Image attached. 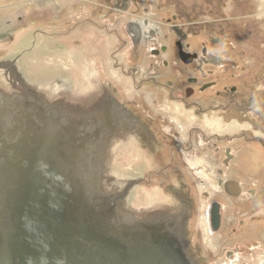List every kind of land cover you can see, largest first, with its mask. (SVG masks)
<instances>
[{"label":"rangeland","instance_id":"obj_1","mask_svg":"<svg viewBox=\"0 0 264 264\" xmlns=\"http://www.w3.org/2000/svg\"><path fill=\"white\" fill-rule=\"evenodd\" d=\"M127 1L128 9L116 6L114 0H0V121L3 120L4 125L8 121L5 118L10 116L9 120H14L15 124H6L9 128L5 129L18 132L21 137L31 134L27 137L31 139L38 131H34L36 128L49 124V115L72 117V122L78 124L76 118L81 119L86 113L91 130L100 132L98 139L107 135L105 140L102 137L103 142L100 143L102 151L98 150L104 156L106 173L95 180L96 191L100 195H108L110 200L115 201L116 198L118 201H115L113 212L121 215L125 221L157 223L163 220L172 223L179 240L185 244L184 254L190 264H264V252L261 254L259 248L255 253L256 249L251 248L253 245L257 247L254 242L249 252L244 248L253 238L240 239L237 245L229 242L227 244L231 247H224L222 252L219 246L226 243H222L219 234L211 232L208 222L209 207L214 201L222 202L225 208L227 220L224 233L230 231L233 217L235 222L245 217V208L250 205L244 203L250 202V198L254 207H260L263 203L257 202V197H249L248 192L257 189L256 184L259 186L262 184L260 182H264V0H175L176 5L169 0ZM45 2L54 5L52 15H49V7L41 9L40 4ZM57 6L59 10L66 11H56ZM42 13L49 15L52 23V28H47L45 33L50 35L55 32L53 37L67 35L61 41L71 39L69 29L61 27L57 30L55 26L61 24V16L66 13L75 15L70 20L72 24L80 23L84 34H94L95 28L86 21L92 18L94 23L105 25L110 35L120 36V43L115 45L118 50L115 56L117 71L103 72L107 74V83L105 80V83H93L92 79L84 87L82 83H65L68 90L74 93V99H71L62 83H29L25 79L21 60L20 65L16 64L17 67L19 65L16 73L21 72L24 77L11 73L9 66L14 61L18 63L20 56L32 53V47L40 37V28L36 31L31 28L29 32L27 23L31 22L29 27L34 21L41 23L39 15ZM175 15L179 16L178 21L172 20L171 17ZM168 18L170 24L182 30L181 24L193 33L201 32L190 35L187 41L199 50L202 45H208L209 51L218 56L215 65L204 67L205 72L214 71V74L202 82L213 80L222 83L227 91L236 87L238 97L225 114L213 112L199 117L193 112L194 108L188 110L187 107L185 120L177 119L172 114L171 122L163 121V137L174 141L173 144L169 140L157 144L163 154L162 161L166 158L167 164L170 153L177 155V143L184 144L182 149L179 148L180 177L169 169L162 176L140 175L138 178L144 182L138 184L132 180L134 171L140 170L141 161V146H136V125L129 115L124 116L125 121L116 118L122 110L139 112L144 97L150 101L152 96L168 95V92L157 88L160 87L159 83H169L177 90V95H183L182 85L188 83L185 77L189 72L183 73L182 78V67L177 63L174 52L175 37L169 33L166 24ZM144 28H147V34ZM25 31L22 39L21 34ZM215 38H227L226 41L230 43L215 44ZM110 39L107 35V44ZM29 42L30 46L27 47ZM163 47L166 49L162 50ZM154 49L161 51L159 58L153 55ZM35 58L31 57L33 62ZM87 84H90V93L95 91V86L103 87L98 101L86 103L80 99L83 102H72L75 101L74 95L87 97L82 95ZM108 90L115 92L113 96L121 111L111 100H103L110 95ZM213 95L214 89L202 94L207 97ZM34 96L38 100L34 101ZM21 99L25 102L21 103ZM145 105L150 117L160 119L161 116L155 112L157 107L154 110L150 105ZM161 105L162 109H166L172 103ZM223 115L225 119L221 120ZM117 127L119 131L115 133ZM161 133L159 137H162ZM0 138L4 140L6 137L0 135ZM144 148L145 153H149L147 156L154 158V163L146 169H160L162 161L147 147ZM227 179L239 182L241 193H244L242 199H232L224 193ZM262 185L264 191V183ZM240 242L244 246L241 245L243 247L239 249ZM227 249H235L237 254L228 257L225 254Z\"/></svg>","mask_w":264,"mask_h":264},{"label":"water","instance_id":"obj_2","mask_svg":"<svg viewBox=\"0 0 264 264\" xmlns=\"http://www.w3.org/2000/svg\"><path fill=\"white\" fill-rule=\"evenodd\" d=\"M61 128L52 141L18 132L0 138V264H190L172 223L112 212L113 200L96 191L102 158L60 144ZM225 187L241 193L237 181ZM211 220L216 229L217 204Z\"/></svg>","mask_w":264,"mask_h":264},{"label":"flooded vegetation","instance_id":"obj_3","mask_svg":"<svg viewBox=\"0 0 264 264\" xmlns=\"http://www.w3.org/2000/svg\"><path fill=\"white\" fill-rule=\"evenodd\" d=\"M146 1V0H145ZM168 1V0H167ZM177 1V0H176ZM175 0H169V2L174 3V5H176L175 3H177ZM127 0L125 1H120V0H114V4L116 6L122 7L124 9H128L127 7ZM136 2H143V0H136ZM126 7V8H125ZM126 11V10H125ZM179 16H174L171 17L172 20L174 21H178ZM170 18H168V20L166 21V24L169 26V33L172 34L175 38H174V52H175V56H176V61L179 65H181L182 69V78H184V74L183 73H188L189 75H187L185 77L186 81L188 82L186 85H182V89L181 92L183 93V95L179 96L176 94V89L174 88V86H171L169 83H159L161 90H163L162 92H168V95H155L152 96L150 101H147L146 97L141 98V100L143 99V107H140L139 112L135 113H131L125 110H120L116 100L114 98V92L108 90L110 93V95L104 97L103 100H111V103H114L117 107V109H119L121 112H118V116H117V120L121 119L123 121L126 120V115H129L130 120H132V122H134V124L136 125V129L138 134H137V138H136V146L139 147L141 146V152L139 151V155L141 156V161H140V170L138 171H134L135 177H132V180L136 183H142L144 182L142 178H138L140 175H144L145 173L150 176V175H158V176H162V174L166 173L167 170L169 169H173L174 174L176 173L178 177H180V171H178V168L180 167V161H179V152L180 149H182L184 144H180L177 143V155H174L175 153H170V160L169 162L166 164V158L163 159L162 161V152L161 150L158 149L157 144H161L163 141L169 140V141H174L173 139L165 136L161 133V129L163 126V121H170L171 122V116L173 114V116L175 115V117H177V119H182L185 120V109L188 108V110L193 109V112L201 117L203 115H208L209 113H220V114H225L228 113L229 110L232 108V106H234L236 99H237V89L236 87H231L228 91L226 90V86H224L222 83H215L213 80H208L205 82H202L204 79H208L209 77H211L214 74V71H209L207 70L206 72L204 71V67L209 66V65H215V63L218 62V56H216V54H213L212 52L209 51L208 45H202L201 49H195V47L193 46L192 42L187 41V37H189L190 35H194V34H200L201 32H191L189 29H187V26H183V24H181L180 26L183 27V30L181 27H176L177 25H172L170 24L169 21ZM187 29V30H185ZM142 32V30H141ZM133 33V31H132ZM224 37V36H223ZM151 39H154V37H152ZM227 38H223L220 39L219 38H215L214 42L215 44H228L230 42L226 41ZM166 48L163 47L162 50H165ZM181 52L182 53L181 55ZM161 53L160 50L158 49H154L153 55L156 56L157 58H159V54ZM186 53V54H185ZM191 54L190 55H187ZM21 55V54H19ZM192 55H195V57L190 61V59L192 58ZM14 56V55H13ZM24 57L20 56L18 58V63H16L14 60H12L11 62L14 61L12 66H9V70L12 71L11 73H13L16 76H19L20 78L24 75L23 73H16L17 70H19V65H20V60L23 61ZM214 63V64H213ZM16 64H19L18 67ZM16 67V68H15ZM24 77V76H23ZM21 82V81H20ZM213 82V83H212ZM25 83V82H23ZM27 83V82H26ZM161 84V85H160ZM211 84V85H209ZM209 85V86H208ZM180 89V88H178ZM211 89H214V95L207 97V96H202V94L206 93V91H209ZM34 101L38 100V97L34 96ZM23 101L25 102V100L21 99V103H23ZM172 103L171 106L167 107L166 109H162V105L161 104H165V102H170ZM35 103V102H34ZM148 104L150 105L153 109L155 107H157V109L155 110V112L158 113V116H161L160 119H156L154 117H150L147 113L148 111H146V105ZM88 110V109H87ZM165 110V111H163ZM2 111L6 112L5 109H3ZM208 111V112H207ZM165 112H168L167 114H165ZM1 113V112H0ZM89 115V112H87ZM71 114V113H70ZM182 115V116H180ZM50 116V122L48 125H46L45 127L43 126H39L38 128H36L34 131L38 130L33 137H35L36 140H39L40 138H42V136H45L47 138H49L52 141L53 136L55 137L54 130L58 131V124H60L61 126H63V129L61 128L60 131L61 134L67 138L65 140V138H62V143L60 144H70L71 148H75L76 151H78L79 153H83L87 156H90L92 158L95 157H101L103 162H104V156L101 155L99 151H102L101 148V142L102 141V137L104 138V140L106 139V136L104 134V136L101 137V139H98V135H99V131H97V129H93L91 130V127L89 126L88 122H89V118L87 117V114L85 113L83 116H81L80 118H76L78 119L77 122H79L78 124H74L72 121H74V118H67V117H62L60 115V117H62L61 119H58V117L56 118V115L54 117V115H49ZM213 116V115H212ZM54 117V118H53ZM225 115H223L221 117V120H224ZM102 118V117H101ZM167 118V119H165ZM220 118V117H219ZM69 119V120H68ZM129 119V118H128ZM67 120V121H66ZM95 120V118L93 119ZM174 121H176L174 119ZM224 122V121H223ZM4 123V122H3ZM112 123L117 124V122L112 121ZM170 124V123H169ZM78 125V126H77ZM43 127V128H42ZM114 128H112L111 130H113ZM163 130V129H162ZM115 133L117 132V130H115ZM119 131V130H118ZM59 132V131H58ZM160 133L162 134V137H159ZM31 135V134H28ZM49 135V137L47 136ZM71 142V143H69ZM167 142V141H166ZM173 144V142H172ZM145 147L148 148V150H150V153H153L154 155L156 154L155 157H158V159H160L162 162L159 164L161 165V167H158L160 169L158 170H154V171H150L147 170V166H151L154 163V158H150L147 155H149V153H145ZM172 146H175L172 145ZM180 148V149H179ZM229 151V149H228ZM174 152V151H173ZM168 155V156H169ZM231 154L228 155V157H230ZM84 157V156H83ZM90 159H88L87 161H89ZM94 161L96 160H90L89 163L95 165ZM204 163V162H202ZM206 165V164H205ZM179 166V167H178ZM138 174V175H137ZM147 177V176H146ZM234 179H227L224 182V190H225V194L229 195L230 198L232 199H236V198H240L244 193H240L238 196H234L229 194L226 191V183L228 181H231ZM235 181V180H234ZM260 183H264V182H260ZM259 185L256 184L257 189L253 188L250 189V192H248V195H250L249 197H252L254 199H256L257 197V202L260 201L262 203V206L260 207H254L252 205L253 202L251 201L252 199L250 198V202L247 201V203H244L245 205H250V207H246L245 211L247 212L245 217L243 219L238 220L237 222H235V218L233 217V219L230 220L231 225V229L228 233H224L225 232V225H226V220L227 217L225 215V208L222 204V202L220 201H214L213 203H211L210 207H209V213H208V219H209V224H210V228H211V232L213 234H219V239H221L222 243H226L223 245H220L219 247H222V252L224 247H231L230 244H227L229 242L233 243L234 245H237V241H239L240 239L245 240L247 238L252 239V241H248L244 248L246 249V251L251 250L250 249V245L252 244V242H254L256 244L257 247H255V245H253L251 248L256 249L255 253H258L259 248L261 249L262 253L264 252V191L262 190L263 185ZM242 199V197H241ZM118 202V201H117ZM217 204L219 206V213H220V221L219 224L216 223L217 228L214 229V225L212 223L211 220V210L213 208V206ZM237 210V209H236ZM238 211V210H237ZM235 211V212H237ZM230 224V223H229ZM234 224V225H233ZM236 237V238H234ZM254 240V241H253ZM182 242V241H181ZM239 249L242 248L244 246V243H239ZM243 245V246H241ZM185 246V244H184ZM235 248V247H234ZM218 249V248H217ZM219 250V249H218ZM217 250V251H218ZM220 253V251H219ZM226 256L228 257H233L237 254V251L235 249H227L225 252ZM187 258V256H186ZM189 260V259H187Z\"/></svg>","mask_w":264,"mask_h":264},{"label":"crops","instance_id":"obj_4","mask_svg":"<svg viewBox=\"0 0 264 264\" xmlns=\"http://www.w3.org/2000/svg\"><path fill=\"white\" fill-rule=\"evenodd\" d=\"M40 5L41 9L49 7V15L53 14L54 5H52V2H45ZM55 9L60 13L66 11V9L59 10L58 6ZM49 15H46V13L39 15L41 19V23L39 24L34 21L33 25L29 27L31 22L27 23L29 32L31 28H33L34 31L40 28V30H38L40 31V37L35 41L32 47V53H30V55L25 54L24 56L22 65L24 66L25 79L29 83H62L61 85H63L66 90L69 88H67L68 85L66 86L65 83H82L83 87L86 83H90L91 79L94 80L93 83H105L107 74L103 72L112 73L113 70L117 69L115 56L118 50L115 45L120 43V36L110 35V33L105 30L108 29L105 25L102 26L98 23H94L92 18L86 21L95 28V30H93L94 34H84L82 25H79L80 23L72 24L70 20L75 15L66 13L61 16V24L58 23L55 26L57 30L61 29V27L67 30L69 29L68 34L71 35V39L61 41L67 35L53 37L55 32H52L50 35L47 34V32L45 33L47 28H52L51 17H49ZM79 18L82 19L81 16H79ZM144 31H146L147 34V28H144ZM25 33L26 31L21 34L22 39ZM107 35L111 37L110 43L108 44L105 41ZM29 46L30 42L27 47ZM31 57H36L34 62ZM89 87L90 84H87V89L82 93V95L85 94L87 97L79 98V95H74L75 101L72 100V102H79L80 99L86 101V103L97 102V98L103 94V87L101 85H98V87L95 86V91L93 90L91 93ZM67 94L70 95L71 99H74V93L70 92V90L67 91ZM93 95H95L94 98Z\"/></svg>","mask_w":264,"mask_h":264},{"label":"bare ground","instance_id":"obj_5","mask_svg":"<svg viewBox=\"0 0 264 264\" xmlns=\"http://www.w3.org/2000/svg\"><path fill=\"white\" fill-rule=\"evenodd\" d=\"M54 107V106H53ZM7 116H9V115H7ZM16 117V116H15ZM9 118H10V116H9ZM9 118L8 117H6L5 118V120H8V121H6V124H9V123H11V122H13L12 124H15V122H14V120L13 121H10L9 120ZM12 118V117H11ZM17 120V119H16ZM3 121V120H2ZM4 122V121H3ZM6 124H4L3 125V128H4V130H2V128L0 127V134H1V136H7L8 138H10L11 137V135H14V134H16V133H13V131H9V130H6L5 128H9V126L8 125H6ZM18 130V129H17ZM117 131H118V127H117V129H116ZM20 131V130H19ZM259 154V153H258ZM245 155H246V153H245ZM257 155V154H256ZM251 157V156H250ZM244 159V158H243ZM254 159V158H253ZM257 159V158H256ZM258 161V160H257ZM251 162V161H250ZM132 173V172H131ZM136 175V174H135ZM138 175V174H137ZM115 201H117L116 200V198H115ZM115 201H114V199H113V203L115 204ZM113 204V205H114ZM117 204V203H116ZM115 206V205H114ZM116 211V210H115ZM113 212V211H112ZM209 217V216H208ZM182 221V220H181ZM209 222V221H208ZM214 233V232H213Z\"/></svg>","mask_w":264,"mask_h":264}]
</instances>
